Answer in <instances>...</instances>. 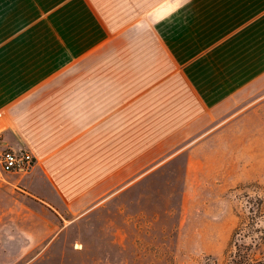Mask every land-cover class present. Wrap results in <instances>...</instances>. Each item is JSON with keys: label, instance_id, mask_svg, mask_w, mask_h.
<instances>
[{"label": "crops", "instance_id": "crops-1", "mask_svg": "<svg viewBox=\"0 0 264 264\" xmlns=\"http://www.w3.org/2000/svg\"><path fill=\"white\" fill-rule=\"evenodd\" d=\"M260 102L264 0H0V150L35 159L0 178L22 264H93L141 186Z\"/></svg>", "mask_w": 264, "mask_h": 264}, {"label": "rangeland", "instance_id": "rangeland-1", "mask_svg": "<svg viewBox=\"0 0 264 264\" xmlns=\"http://www.w3.org/2000/svg\"><path fill=\"white\" fill-rule=\"evenodd\" d=\"M181 175L179 185H143L141 201L127 200V215L136 216L101 237L103 250L88 251L93 264H224L246 196L264 199V103L232 118L195 155L187 177L177 170L172 177ZM7 221L0 218V264H22L37 250Z\"/></svg>", "mask_w": 264, "mask_h": 264}, {"label": "trees", "instance_id": "trees-1", "mask_svg": "<svg viewBox=\"0 0 264 264\" xmlns=\"http://www.w3.org/2000/svg\"><path fill=\"white\" fill-rule=\"evenodd\" d=\"M237 217L224 264H264V199L247 195Z\"/></svg>", "mask_w": 264, "mask_h": 264}, {"label": "built area", "instance_id": "built-area-1", "mask_svg": "<svg viewBox=\"0 0 264 264\" xmlns=\"http://www.w3.org/2000/svg\"><path fill=\"white\" fill-rule=\"evenodd\" d=\"M34 163L32 153L23 148L0 150V178L13 171L27 172Z\"/></svg>", "mask_w": 264, "mask_h": 264}]
</instances>
